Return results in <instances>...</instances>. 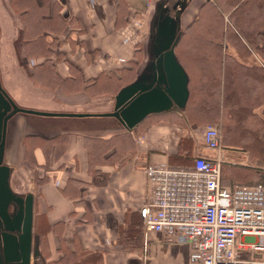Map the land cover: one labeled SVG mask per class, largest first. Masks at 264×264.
<instances>
[{
  "label": "crops",
  "instance_id": "0c3cea01",
  "mask_svg": "<svg viewBox=\"0 0 264 264\" xmlns=\"http://www.w3.org/2000/svg\"><path fill=\"white\" fill-rule=\"evenodd\" d=\"M230 2L46 1L48 16L58 7L73 22L71 27L66 26L60 32L48 34L49 38L54 35L58 38L52 57L57 73L66 77L71 64L80 71L82 82L100 76L103 78L100 84L103 85L107 80L106 75L126 74L127 70L132 73L133 69L135 78L130 85L142 91L136 97L141 98V109L148 110L141 120L144 122L130 129L114 116L102 115L43 116L19 112L8 119L3 163L10 167L9 189L17 195L32 194L33 225L36 220L40 230L49 227L45 246L50 253L49 259L57 256L60 234L68 247L79 245L88 252L100 254L102 264H191V244L188 240L179 234L167 236L144 227V215L151 202L145 169L148 165H190L196 155L215 154V151L205 149L203 145V124L187 116V74L175 53L176 42L191 20L197 18L200 23L206 20L210 23L212 10H218L222 22L215 34L220 38L223 51L232 54L241 63L250 65L255 62L264 71V52L260 55L264 51V28L247 36L240 34L229 17L237 4ZM196 4L197 7L191 12ZM12 15L14 30L17 26L20 37L18 18L13 12ZM11 33L13 37L6 42V49L2 48L0 54V76L2 85L18 103L75 112H102L113 106L116 94L111 91L91 97L83 91L63 94L34 85L36 88L31 89L28 86V83L31 84L29 71L33 64L43 59L26 58L19 38L16 39L14 32ZM68 33L70 37L67 40ZM47 90L53 94L50 95ZM260 95L253 112L262 123L261 145L248 143L245 151L223 148L224 162L248 163L264 169V92ZM30 127L32 130H29ZM124 132L131 134L132 138H117L115 147L119 156L90 173L84 138L108 139ZM33 134L46 138L65 134L67 140L60 157L50 160L48 181L37 191L33 187L32 191L19 194L12 189L10 178L14 165L26 167L23 139ZM18 147L19 162L16 159ZM35 155L38 163L45 162L40 150H36ZM36 169L40 177L43 169L38 166ZM70 177L88 182L80 188V205L62 192ZM71 213L74 216L70 218ZM60 220L64 222L58 233L53 225ZM37 247L42 255L39 238ZM253 256L263 257L264 254L255 252ZM42 258L47 264L49 259L44 255Z\"/></svg>",
  "mask_w": 264,
  "mask_h": 264
},
{
  "label": "trees",
  "instance_id": "16d2710c",
  "mask_svg": "<svg viewBox=\"0 0 264 264\" xmlns=\"http://www.w3.org/2000/svg\"><path fill=\"white\" fill-rule=\"evenodd\" d=\"M46 1L7 0L10 9L18 18L19 41L26 58L43 59L33 64L29 71L28 78L32 85L63 94L83 91L94 97L110 91L112 94H117L134 80V71L131 68L132 73L127 70L126 74L122 72L119 75H106L107 80L103 85L100 84V79H103L99 78L100 76L82 82L80 71L71 64L68 68L69 74L64 78L61 77L52 59L58 38L56 35L49 38L48 34L60 32L66 26L71 27L73 22L58 7L48 16ZM230 1L232 5L237 4L229 17L235 30L240 34L247 36L253 31H261L264 28L263 0ZM209 17L210 23L208 20L200 23L197 18L191 20L182 30L175 45L176 56L187 74L186 113L190 119L200 124L215 125L220 131L222 146L225 150L245 151L248 143L260 146L263 138L262 123L257 119L253 108L258 104L261 92H264V71L262 66L255 62L250 65L241 63L232 54L223 51L220 38L215 34L216 30L221 28L222 15L218 10H212ZM69 37L68 33L66 39L68 40ZM263 52H260V55ZM143 122L140 121L138 124ZM122 136L126 139L132 138L128 132L108 139L84 138L90 173H94L101 164L119 156L115 143L117 138ZM66 140L65 134L49 138L36 134L24 137V161L30 166L35 165L43 169L42 175L38 177V187L48 181L47 171L50 170V160L51 158L57 160L60 157ZM36 150H40L44 155V163H38ZM221 183L224 186H231L234 183L264 185V169L248 163L223 162ZM87 184L85 180L70 177L62 188V192L76 205H80L82 203L80 188ZM73 216L74 213H71L70 218ZM76 220L82 221L81 218ZM63 222L60 220L53 225L58 233L61 231ZM34 229L37 231L40 246L45 251L44 256L49 259L50 253L45 250L46 232L49 227L40 230L35 220ZM59 237L57 256L49 259L47 264L103 263L100 254L88 252L79 245H74L73 248L68 247L60 234Z\"/></svg>",
  "mask_w": 264,
  "mask_h": 264
},
{
  "label": "built area",
  "instance_id": "2783aa9c",
  "mask_svg": "<svg viewBox=\"0 0 264 264\" xmlns=\"http://www.w3.org/2000/svg\"><path fill=\"white\" fill-rule=\"evenodd\" d=\"M205 149L190 165H148L147 230L179 234L191 244V264H264V185L221 183L222 137L213 124L202 128Z\"/></svg>",
  "mask_w": 264,
  "mask_h": 264
},
{
  "label": "water",
  "instance_id": "95a60500",
  "mask_svg": "<svg viewBox=\"0 0 264 264\" xmlns=\"http://www.w3.org/2000/svg\"><path fill=\"white\" fill-rule=\"evenodd\" d=\"M14 19L12 12L5 2L0 0V54L2 48L6 49V42L13 37L12 32L19 38V31L16 26L14 30ZM5 46V47H4ZM6 54V53H5ZM1 57V56H0ZM187 80V78H186ZM32 89L36 88L28 83ZM50 95L53 93L46 91ZM135 92V95H134ZM142 91L137 86L129 84L122 88L113 98V106L102 112H75V111H56L47 108L24 106L18 103L2 85L0 76V230L4 237V261L15 262V264H30V257L37 258L40 253L37 247L38 236L34 235L33 252L31 254V229L33 218V196L28 193L25 196L14 194L8 185V174L10 167L3 163L5 133L8 119L15 113H29L43 116H114L127 128H132L139 123L147 114L148 110L143 111L140 106L141 98H137ZM188 91H186L185 99ZM134 96V97H133ZM13 205L14 215L8 213V206ZM7 232H14L16 236L7 240ZM9 237V236H8ZM3 248L0 243V264L2 263ZM2 250V251H1Z\"/></svg>",
  "mask_w": 264,
  "mask_h": 264
},
{
  "label": "rangeland",
  "instance_id": "374dc122",
  "mask_svg": "<svg viewBox=\"0 0 264 264\" xmlns=\"http://www.w3.org/2000/svg\"><path fill=\"white\" fill-rule=\"evenodd\" d=\"M198 3V2H197ZM187 7V6H186ZM197 7V4L191 9V12ZM29 130H32V128L30 127ZM18 153H17V161L19 162L20 158H19V154H20V148L18 147ZM26 167H21V165H14V169L12 172V175L10 178V183L12 184V189L14 191H16L19 194H25L27 192L32 191V188L34 187V189H38V169H36V166H30L27 163L25 164ZM31 167L32 169L28 168ZM30 169V171H29ZM31 180V181H30ZM8 213L10 215H14V207L13 205H9L8 206ZM33 215V213H32ZM33 235H37V231L34 229V225H33V218H32V229H31V249H33ZM41 251L43 252V254L39 255L37 258H34L33 256L30 257V264H46L45 259L42 258V256L44 255V249L42 250V247H40Z\"/></svg>",
  "mask_w": 264,
  "mask_h": 264
},
{
  "label": "flooded vegetation",
  "instance_id": "af4514ba",
  "mask_svg": "<svg viewBox=\"0 0 264 264\" xmlns=\"http://www.w3.org/2000/svg\"><path fill=\"white\" fill-rule=\"evenodd\" d=\"M4 152H5V149H4ZM1 233H5V232H3V231L0 230V243H1V248H3V246H4V237H3V234H1ZM7 235L9 236V237L8 236L6 237L7 240H10V237L16 236V233H14V232H7ZM33 237H34V235H33ZM33 240H34V238H33ZM32 252H33V249L31 250V254H32ZM1 254H2L1 259H2V263L3 264H15V262H5L4 261V259H5L4 258V256H5V254H4V248H3V251L1 252Z\"/></svg>",
  "mask_w": 264,
  "mask_h": 264
}]
</instances>
